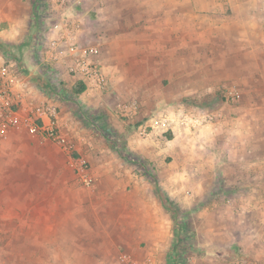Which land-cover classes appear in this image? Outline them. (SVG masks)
<instances>
[{
	"label": "rangeland",
	"instance_id": "1",
	"mask_svg": "<svg viewBox=\"0 0 264 264\" xmlns=\"http://www.w3.org/2000/svg\"><path fill=\"white\" fill-rule=\"evenodd\" d=\"M56 43L98 47L104 86L74 57L54 63ZM227 48L264 55V0H0V69L54 111L0 118V264L107 263L114 249L120 264H264V240L236 238L257 229L238 216L246 193L225 188L227 154L202 136L240 99L235 79H209Z\"/></svg>",
	"mask_w": 264,
	"mask_h": 264
},
{
	"label": "crops",
	"instance_id": "2",
	"mask_svg": "<svg viewBox=\"0 0 264 264\" xmlns=\"http://www.w3.org/2000/svg\"><path fill=\"white\" fill-rule=\"evenodd\" d=\"M223 56L222 75H211L209 79H235L240 85V99L234 105L225 103V109H229L230 114L222 116L214 112L211 117L213 121L202 126V136L207 142L222 145L227 154L228 163L225 168H231L234 175H228L225 188L246 193L237 207L249 221L242 218V213L238 216L244 222L255 224L257 229L251 231L249 227L246 234V228L242 227V233L237 234L236 238L261 241L264 240V55L253 57L250 61L244 54L238 58L233 56V51L227 48ZM195 78L200 80L202 77ZM23 85L25 87L26 84ZM24 89L21 100L23 108L28 102L32 106L43 104L42 99L28 93L27 87ZM12 134L15 135L14 140L23 138L17 130H13ZM120 260L119 249H114L107 263L94 262L120 264Z\"/></svg>",
	"mask_w": 264,
	"mask_h": 264
},
{
	"label": "built area",
	"instance_id": "3",
	"mask_svg": "<svg viewBox=\"0 0 264 264\" xmlns=\"http://www.w3.org/2000/svg\"><path fill=\"white\" fill-rule=\"evenodd\" d=\"M54 50L53 55V62L57 63L60 62L62 59L68 58V57H74L76 61V72L81 74L86 80L90 81L91 87H103L104 86V80L99 74V70L97 67V60L100 56V50L98 47H64L62 44H53L52 45ZM55 78L53 79V83L56 85L57 83ZM24 83L20 81L17 77H15L11 71V66H3L0 69V118H7L10 117V121L17 123L18 118H20V115L18 117V112L16 110H12L11 106L14 104L18 106V104H22V96L25 92L24 89ZM30 113L32 114H38L37 119H45L48 120V118L54 116V111H50L49 109L45 110L40 108L39 106L30 105ZM183 123L185 125H188V120L192 121L194 125H200L201 119L200 117H189L184 116L182 117ZM28 125L30 127V130L34 134H40L42 131L46 130V125H38L35 124L34 120L29 117L27 119ZM170 122V119L165 120H156V125H167ZM49 135L51 137H56V139L60 142H63V138L57 137L55 135L54 128L48 129ZM1 133H4V131H1Z\"/></svg>",
	"mask_w": 264,
	"mask_h": 264
},
{
	"label": "trees",
	"instance_id": "4",
	"mask_svg": "<svg viewBox=\"0 0 264 264\" xmlns=\"http://www.w3.org/2000/svg\"><path fill=\"white\" fill-rule=\"evenodd\" d=\"M41 6H45V4L43 2L42 3L41 2H36L35 6H34V13H35V15L37 13H39V10H40ZM52 80H53V76L50 75L49 76V79L46 82L47 83V87L50 88V89L56 90L57 89V84L55 85ZM85 87L86 86H85L84 83H80V85L77 88H73L72 89L73 96L75 98H77L78 96H80L82 94V92L85 90ZM175 217L177 219H180L181 218V215L178 212H175ZM185 232H186L185 227H183V228L180 227L177 230V232H176L177 233V237H178V239L181 242L185 241V236L183 235Z\"/></svg>",
	"mask_w": 264,
	"mask_h": 264
}]
</instances>
